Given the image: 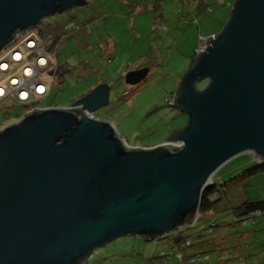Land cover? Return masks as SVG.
<instances>
[{
    "label": "water",
    "instance_id": "water-1",
    "mask_svg": "<svg viewBox=\"0 0 264 264\" xmlns=\"http://www.w3.org/2000/svg\"><path fill=\"white\" fill-rule=\"evenodd\" d=\"M88 1L0 0V51ZM205 44L172 97L187 123L162 144L129 147L93 116L108 104L107 83L69 108L34 109L0 129V264H86L123 236L161 240L195 222L226 162L248 154L264 165V0H235Z\"/></svg>",
    "mask_w": 264,
    "mask_h": 264
},
{
    "label": "rangeland",
    "instance_id": "rangeland-1",
    "mask_svg": "<svg viewBox=\"0 0 264 264\" xmlns=\"http://www.w3.org/2000/svg\"><path fill=\"white\" fill-rule=\"evenodd\" d=\"M219 1L199 0L198 5L203 3L210 11H198L196 0H89L85 7L50 16L48 23L68 22L72 29L79 22L85 23V33L68 32L48 52L52 63L66 65L71 71L64 74L60 84L54 76L50 95L40 105L69 108L78 95L96 82L107 83L110 86L108 104L93 116L112 123L129 147L149 148L166 142L172 132L187 123V115L166 102L172 100L177 82L193 66L199 40L223 30L235 2L223 0L225 6H219ZM33 31L26 33L33 34ZM140 67L148 70L146 78L127 84L128 75ZM205 83H200L198 88ZM7 110L14 114L20 107ZM255 164L251 156L242 154L214 174L217 186L226 184L222 186L224 197L214 205L215 219L228 221L229 209L248 200L264 199V173L255 177L244 173ZM212 220L206 219L194 230L210 225ZM253 227L248 223L239 231H251ZM255 229L259 236H264L261 231L264 224ZM250 240L256 242L253 237ZM258 243L256 252L260 250L264 257V243ZM165 246L166 240L146 241L123 236L97 249L86 264H141ZM237 250H232L231 255L238 254ZM210 257L212 263L222 258L216 259L213 253Z\"/></svg>",
    "mask_w": 264,
    "mask_h": 264
},
{
    "label": "trees",
    "instance_id": "trees-1",
    "mask_svg": "<svg viewBox=\"0 0 264 264\" xmlns=\"http://www.w3.org/2000/svg\"><path fill=\"white\" fill-rule=\"evenodd\" d=\"M196 1L198 11H210L202 6L203 3L198 5L199 0ZM218 5L225 6V3L221 0L218 2ZM154 6L157 7V5ZM84 24L85 23L79 22L77 23V28L72 29L68 22L50 24L46 20L32 33L47 49L56 37H58L57 43H60L61 40L68 35V32L85 33L83 28ZM26 34L27 33H24L23 35ZM71 35L73 36L74 34ZM87 35H90V32ZM198 43H200V40ZM194 56H196L195 53ZM194 61L195 57H193L192 64H194ZM82 65L85 66V64ZM53 66H55L56 69H53ZM142 68L144 67L138 69ZM52 70H54L52 73L53 78L55 76L58 84L61 83L64 74L71 71L66 65H62L58 62L52 63ZM98 84L100 83L96 82L92 87H95ZM92 87L90 86L83 91V93L78 95L76 100L92 90ZM49 95L50 91L45 98L49 97ZM44 107L46 108L47 106ZM22 116L23 113H21V109L14 114L6 109L4 112L0 113V129L9 122L21 119ZM244 173L249 177L258 176L264 173V165L256 163L250 169L245 170ZM212 180L213 183L211 182V184L205 188L198 217L195 222L182 226V228L180 227L178 230L174 231L173 235H167L165 238L161 239L166 240L165 248L145 259L141 264H169L172 261L174 264H264V257L262 256L261 251L257 250L256 252V249H259V246L257 245L259 243L250 240V238L258 232V229H255V227L264 224V199L254 201L248 200L235 209H229L231 219L223 222L214 218L217 213L214 205L224 197L222 186H226V184L217 186V181L214 177ZM210 218L214 219L211 221L210 225H206V227L200 226L201 228L194 230L195 227L202 225L206 219ZM248 223L254 226L251 231H239L242 226H245ZM228 240L233 244L229 243V245ZM227 245L229 246L226 248ZM236 248H239V250H237L239 253L231 255L230 252L232 250L235 251ZM225 252L226 254L223 255ZM212 253L216 256V259L217 257L222 256L221 260L212 263L210 257V254ZM196 258L200 259L197 260Z\"/></svg>",
    "mask_w": 264,
    "mask_h": 264
},
{
    "label": "built area",
    "instance_id": "built-area-1",
    "mask_svg": "<svg viewBox=\"0 0 264 264\" xmlns=\"http://www.w3.org/2000/svg\"><path fill=\"white\" fill-rule=\"evenodd\" d=\"M24 33H16L0 51V111L18 106L23 116L34 109L45 108L40 103L53 83L47 49L34 34ZM206 41L205 38L200 40L197 54L205 50ZM166 104L172 105V100Z\"/></svg>",
    "mask_w": 264,
    "mask_h": 264
},
{
    "label": "crops",
    "instance_id": "crops-1",
    "mask_svg": "<svg viewBox=\"0 0 264 264\" xmlns=\"http://www.w3.org/2000/svg\"><path fill=\"white\" fill-rule=\"evenodd\" d=\"M178 83V82H177ZM261 231H264V230H261ZM253 238L255 239L256 242H262L264 243V236H259L258 233L254 234ZM135 264V263H134ZM168 264V263H167ZM169 264H174V262L172 261L171 263Z\"/></svg>",
    "mask_w": 264,
    "mask_h": 264
},
{
    "label": "bare ground",
    "instance_id": "bare-ground-1",
    "mask_svg": "<svg viewBox=\"0 0 264 264\" xmlns=\"http://www.w3.org/2000/svg\"><path fill=\"white\" fill-rule=\"evenodd\" d=\"M195 55H196V57H197L198 54L195 52ZM109 88H110V86H109ZM209 184H211V182H210ZM209 184H208V185H209ZM208 185H207V186H208ZM205 188H206V187H205ZM204 191H205V190H204Z\"/></svg>",
    "mask_w": 264,
    "mask_h": 264
},
{
    "label": "flooded vegetation",
    "instance_id": "flooded-vegetation-1",
    "mask_svg": "<svg viewBox=\"0 0 264 264\" xmlns=\"http://www.w3.org/2000/svg\"><path fill=\"white\" fill-rule=\"evenodd\" d=\"M56 44H57V43H56ZM56 44H55V45H56ZM142 69H144V68H142ZM137 70H139V69H137Z\"/></svg>",
    "mask_w": 264,
    "mask_h": 264
}]
</instances>
